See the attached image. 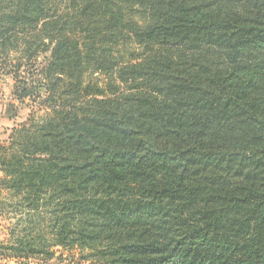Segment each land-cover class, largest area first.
<instances>
[{
	"label": "trees",
	"instance_id": "16d2710c",
	"mask_svg": "<svg viewBox=\"0 0 264 264\" xmlns=\"http://www.w3.org/2000/svg\"><path fill=\"white\" fill-rule=\"evenodd\" d=\"M18 50L0 258L264 264V0H0Z\"/></svg>",
	"mask_w": 264,
	"mask_h": 264
},
{
	"label": "rangeland",
	"instance_id": "374dc122",
	"mask_svg": "<svg viewBox=\"0 0 264 264\" xmlns=\"http://www.w3.org/2000/svg\"><path fill=\"white\" fill-rule=\"evenodd\" d=\"M20 56V51H12L6 56L5 62L0 65V144H7L8 136L12 128L19 126L26 120H37L40 115L45 113L44 105H40L39 99H25L21 101L16 98L12 93L14 89V79L9 67ZM39 60L41 57L38 58ZM11 64V65H9ZM37 64V62L35 63ZM31 75V74H29ZM32 78H29L31 82H34L33 86L37 85L35 77H38L37 73H34ZM2 174L0 173V178ZM7 192L0 188V202L7 196ZM15 218L13 214H9L6 211L0 212V243H6L9 241L8 230L13 226ZM54 256L48 258H31L29 260L16 259L18 264H89V260H85L82 256L87 252L86 250H79L78 248L66 249L61 246L52 248ZM15 258H6L5 260H12ZM0 260H3L0 258Z\"/></svg>",
	"mask_w": 264,
	"mask_h": 264
},
{
	"label": "crops",
	"instance_id": "0c3cea01",
	"mask_svg": "<svg viewBox=\"0 0 264 264\" xmlns=\"http://www.w3.org/2000/svg\"><path fill=\"white\" fill-rule=\"evenodd\" d=\"M18 263H20V261L17 262L16 259H12V260L3 259V260H0V264H18ZM29 264H31V263H29Z\"/></svg>",
	"mask_w": 264,
	"mask_h": 264
}]
</instances>
